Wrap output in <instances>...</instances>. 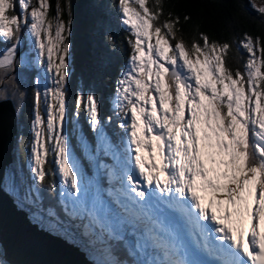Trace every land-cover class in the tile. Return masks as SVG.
Here are the masks:
<instances>
[{
    "label": "snow or ice",
    "instance_id": "1",
    "mask_svg": "<svg viewBox=\"0 0 264 264\" xmlns=\"http://www.w3.org/2000/svg\"><path fill=\"white\" fill-rule=\"evenodd\" d=\"M251 6L264 17V4ZM117 8L130 47L111 99L119 141L105 132L94 92L75 99L76 117L83 111L97 137L95 155L84 141L86 156L113 160L97 164L109 187L89 200L93 181L64 135L71 0H56L54 15L51 0H0V101L20 110L31 68L47 80L43 91L35 80L25 200L62 224L40 193L55 191L50 177L59 175L62 211L79 221L95 264H264V36L221 42L201 32L189 44L178 16L161 19V0H117Z\"/></svg>",
    "mask_w": 264,
    "mask_h": 264
},
{
    "label": "trees",
    "instance_id": "2",
    "mask_svg": "<svg viewBox=\"0 0 264 264\" xmlns=\"http://www.w3.org/2000/svg\"><path fill=\"white\" fill-rule=\"evenodd\" d=\"M84 2L86 3L85 8L82 7ZM161 2L164 11V16L161 19H166L169 12L173 14V17L178 16L180 23L177 27L182 30L183 37L189 44L192 38H198V33L201 32L207 34L211 39L221 42L230 41L233 36L241 37L244 32H248L253 36H264V17L252 8L250 0H161ZM76 3H79L80 6L78 13L74 11L75 8L77 9ZM262 4H264V0H262ZM71 14L72 23L69 36L73 56L77 43H81L82 60L88 64L87 70L99 76H109L111 82L117 67L123 68L130 54L127 31L119 23L120 17L118 8H116V0H71ZM75 14L81 19L80 24L74 18ZM185 16L190 17V19L185 21ZM180 35L181 33L177 32V36ZM109 36L112 37L111 42L108 40ZM241 51L243 53V50ZM243 54L246 56V53ZM82 60L80 61L82 65H86L83 64ZM73 63L75 64V62ZM229 63L233 67L236 66L233 59H229ZM73 67V71L78 70L77 65ZM106 68H109V70L105 74L100 72ZM84 76L89 77L87 73L81 72L79 77H74L73 81H68L69 91L72 94L75 80H82ZM104 79L106 78L104 77ZM95 83H98V81L96 80ZM71 100L73 101V97L70 98V103ZM23 114L27 116V111L23 113L17 111L18 131L22 127L27 129V119L25 116L22 117ZM100 116L103 120L112 117V122L105 123L104 129L118 142L115 134H112L111 131H120L118 124L121 120L116 115L111 114L109 116V111L105 109L101 110ZM71 135H73L70 137L71 144L74 146L73 138L75 140V134L72 133ZM74 149L76 148L74 147ZM12 154L19 162L25 179H32L30 171L26 169L27 156L24 154L21 141H18V146L12 150ZM99 156L107 159V156L103 155L102 152ZM53 179L56 183V177H53ZM53 192L55 191H51L47 187L41 188L40 193L43 204L52 201V198H54ZM65 224L74 234L72 235L76 237L79 231H77L73 220ZM81 246L89 253L95 252L86 241L82 242ZM120 255H123V253L121 252Z\"/></svg>",
    "mask_w": 264,
    "mask_h": 264
},
{
    "label": "rangeland",
    "instance_id": "3",
    "mask_svg": "<svg viewBox=\"0 0 264 264\" xmlns=\"http://www.w3.org/2000/svg\"><path fill=\"white\" fill-rule=\"evenodd\" d=\"M250 1H251V3L254 2L257 6L262 5V0H250ZM51 3L53 5L52 14L54 15L55 14L54 13V6L56 3V0H52ZM60 3L63 6L65 3V0H60ZM85 5H86V3L84 2L82 7L85 8ZM76 6H77V9L75 8L74 11H75V13H78V10L80 9L79 3L78 4L76 3ZM94 8H96V7H94ZM116 8H117V0H116ZM17 11H19L18 8H17ZM118 14L120 17L119 11H118ZM63 18L65 20H67V14L66 13H65ZM74 18L76 19V21L79 24L81 23V19L78 16H76V14H75ZM119 23L121 26H124L120 22V18H119ZM124 28H125V26H124ZM127 35H128V33H127ZM24 37H25V43L22 46V49H30L31 48V45L29 43L30 38L27 36L26 30L24 33ZM68 42L70 45L69 54L67 57L69 75H68L67 84H66V88H67V94H66L67 119H66V122L64 125V135H66V137H67V148H68V152H69L70 156L77 162L82 175L86 179H90L93 181V186L89 188V193H88V198H89V200H91L93 194L95 193L97 186H99L101 189H107L109 187L108 181L104 179L106 175L104 174V172L102 170H98L97 164L99 162H103L106 164H112L113 160L110 156H107V159H103L102 156H99L97 158V160L94 162L88 156H86L85 149H84V141H86L87 144L91 147L92 154L95 155L96 154L97 137H96V134L93 133V131L91 130L89 123H88L86 116H85L83 111H81L78 118L76 117V115H75L76 95L78 92H81V91L94 92L100 101V114H101V110L105 109V110L109 111V116L111 114L115 115L113 110H112L111 99H112L114 89L116 87V82L121 77L122 71L125 70V68L127 67V62L124 64L123 68L117 67V70L115 73H113V78L111 79V82H110L109 76H105V75L99 76L96 73H92V72H89L87 70L88 64H86V62L82 60L83 51H82L81 43H77V46H76V49L74 52V56H73V48H71L70 36L68 37ZM33 55H34V53H33ZM81 60L83 61V64H86V65L83 66L82 63L80 62ZM127 61H128V58H127ZM73 62H75V64ZM74 65L78 66V70L73 71ZM79 67H81V69H79ZM108 67L110 68V66H108ZM109 68L103 69V71H100V72L105 74L107 72V70H109ZM80 71L87 73V75L89 77L84 76L82 78V80H79V79L75 80L73 90H72L73 94H72L69 91L70 87L68 86V81H73L74 77H76V78L79 77L81 74ZM16 72L21 73V69L17 68ZM37 76L40 77L39 89L41 91H43L44 87L47 83L43 69L31 68V69L22 73L21 87H22V90H24L26 92V97L23 100L22 107L20 108L19 111H22V113L27 111V116L24 114L22 115V117L25 116V118L27 119V125H26L27 129H25V127H22L18 131L17 101L12 99L14 107H15V119H16V125H17V130H16L15 134H13L14 137L16 136L15 137L16 139L14 137H12V141L14 142V140H16V146H18V141H21L22 149L24 150V154L27 156V161L25 162L26 169L29 171H30L29 155H30V146H31V141H32V130H31L32 124H31V121L34 118L33 94H34L35 89L37 88V85L35 83ZM104 77L106 79H104ZM96 80L98 81V83H95ZM8 91L10 93L11 89H9ZM71 97H73V101L71 100V103H70ZM107 120L108 119H106L104 121L106 123H108ZM104 128H105V125H104ZM105 132L113 140V136L109 135V133L106 130H105ZM72 133L75 134V140L73 138L74 146L71 144V139H70V137L73 136V135H71ZM111 133L115 134L117 136L121 135L119 130L111 131ZM113 142L117 143L114 140H113ZM16 146H14L13 149ZM74 147L76 149H74ZM141 155L147 160V158H148L147 151L142 150ZM12 156H13V154H12ZM51 159H52V157H49L50 161H51ZM53 167H54V165H53ZM2 173L4 174V178L2 179V181L4 182L5 189L13 196V198H12L13 201L17 205L21 206L26 211V213L30 216V218L32 220L39 223V226L48 230L49 232L59 233L61 237L64 236L67 242L74 243V244L78 245L81 249H83V253L88 259H91V258H95L96 260L99 259V256L96 252L94 254L89 253L88 251H86L84 249V247L81 246L82 242H85V241H86V243H88V242L86 239H84L80 235V230H79L77 236L75 237V236H73L74 234L71 232L68 225L65 224V223L71 222V220L62 211L63 206L60 203L61 197L59 195V192L62 189V185L60 183L59 175L55 176L56 177V190H55V192H53L54 198H52V201L48 202V204H43V203L42 204H43L44 208H47L49 206L54 207L59 214V220L62 222V224L57 223L54 220H50L46 214L40 212V209L38 206L31 205L27 200H25V192L27 191L28 186L32 185L34 183V181L32 179H25L23 171L19 165V162L14 157L11 158V160L9 161L7 166H5V168L3 169ZM31 178H32V175H31ZM50 179H53V177H50ZM105 183L108 184V187H106ZM105 193L106 192L102 191L101 195H102L103 199L107 200L108 197ZM62 214H63V216H62ZM73 223L76 225L78 222L73 221ZM50 228H52L54 231L52 232L50 230ZM45 242H47V241H45ZM36 248L39 250L40 248H43V247H41L37 244ZM3 251H4V248L2 246V243L0 242V255H2L6 264H9L7 262V260L4 258ZM24 252H25V250L22 249V253H24ZM27 253L31 254V253H33V250H30ZM44 255H47V252H45ZM95 256H97V257H95ZM96 260L93 259L91 261L93 264H95Z\"/></svg>",
    "mask_w": 264,
    "mask_h": 264
},
{
    "label": "water",
    "instance_id": "4",
    "mask_svg": "<svg viewBox=\"0 0 264 264\" xmlns=\"http://www.w3.org/2000/svg\"><path fill=\"white\" fill-rule=\"evenodd\" d=\"M16 130L15 107L12 99L0 101V205L6 215L12 220L7 222V228L4 230L0 226V242L4 248V258L9 264H39L33 258L43 261L45 258L42 259L38 254L41 255L47 252V255L50 256L51 252L52 255H62L67 264H93L84 255L83 251L76 247V244L67 242L65 237H61L59 233H51L38 226L36 221L34 222L26 211L13 201V196L5 189L2 181L4 178L2 171L13 158L11 150L12 147L16 146V140L13 142L12 137H14L13 134H15ZM13 231L21 233L30 241L21 239L19 248L14 247L12 241L15 242L17 238L10 235ZM27 242L31 243V245H26ZM37 244L43 248L38 250L36 248ZM56 244H60L70 254L63 255L64 251H61ZM25 248H36L37 252L33 251V253L29 254L25 250L22 253V249Z\"/></svg>",
    "mask_w": 264,
    "mask_h": 264
},
{
    "label": "bare ground",
    "instance_id": "5",
    "mask_svg": "<svg viewBox=\"0 0 264 264\" xmlns=\"http://www.w3.org/2000/svg\"><path fill=\"white\" fill-rule=\"evenodd\" d=\"M117 135H115V137H116ZM113 140L114 141H116V139L115 138H113ZM119 140V139H118ZM12 150H13V147H12ZM100 155V154H99ZM105 176V175H104ZM55 178V177H54ZM105 180H107V177L105 176V178H104ZM108 181V180H107ZM102 182V181H101ZM103 183V182H102ZM104 185V184H103ZM105 185H106V187H108V184L107 183H105ZM106 194V193H105ZM10 221H12L7 215H6V213L4 212V210H3V208H2V206L0 205V226L2 227V229L4 230L5 228H7V222H10ZM64 221V220H63ZM35 222V221H34ZM76 222H78L79 223V221L78 220H76ZM37 223V222H36ZM77 223V224H78ZM37 225L39 226V223H37ZM12 230H14V229H12ZM11 230V231H12ZM50 230L53 232L54 230L52 229V228H50ZM80 229H77V231H79ZM6 234V233H5ZM10 235L11 236H16V238H17V240L15 241V242H13L12 241V245L14 246V247H17V248H19V244H20V241H21V239H24L25 241H30L27 237H24L21 233H16V232H11L10 233ZM26 245H31V243H29V242H27L26 243ZM56 246L57 247H59V249L61 250V251H64V253H62L63 255H66V254H70V252H68V251H66V250H64L63 248H62V246L60 245V244H56ZM76 247L79 249V250H81V251H83V249H81L78 245H76ZM24 250H26V251H30V250H33V251H36L37 252V250H36V248H25ZM88 250H90V249H88ZM53 253V252H52ZM90 253H95V252H90ZM54 254V253H53ZM38 256H40L42 259H44L43 261H41L40 259H38V258H33L37 263H39V264H67L66 263V261H64V258H63V256L62 255H52L51 254V252H50V256H45L44 254H41V255H39L38 254ZM93 257V256H92ZM95 257H97V256H95ZM96 260L95 258H91V259H89V260Z\"/></svg>",
    "mask_w": 264,
    "mask_h": 264
}]
</instances>
